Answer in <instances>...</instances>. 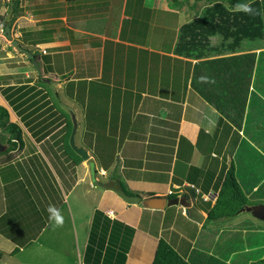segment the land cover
I'll return each instance as SVG.
<instances>
[{"label":"crops","instance_id":"1","mask_svg":"<svg viewBox=\"0 0 264 264\" xmlns=\"http://www.w3.org/2000/svg\"><path fill=\"white\" fill-rule=\"evenodd\" d=\"M10 1L0 0V105L8 110L9 122L20 126L24 141L10 151L9 154H14L9 162L0 165V227L6 231H0V238L5 243L4 248L8 249H0L2 256L18 249L16 239H30L20 248L32 244L46 246L44 241L49 242L55 233L50 230H54L57 222L60 226L62 221V235L67 231L70 237L75 236L77 246L76 222L80 218L75 219V214L79 198L75 199L74 193H81L80 188L86 179L88 188L86 186L84 192L91 195V204L83 220L86 240L79 264H82L90 224L97 208L135 228L125 264H152L163 231L169 236L170 232L178 233L180 236L174 238L175 246L185 249L186 242L191 248L204 229L233 228L245 220L264 230V225L256 222L260 219L252 214L250 218L232 221V225L215 223L226 219L206 221L207 210L198 206L199 198L194 197L191 186L202 190L206 185L208 192L217 196L215 185L223 179L236 155L243 133L237 123L202 99L191 87L189 79L185 82L187 64L183 62L259 52L264 50V43L252 45L251 42L255 41H246L234 52L206 58L176 53L180 27L193 19L183 20L180 16L186 0H13L9 22L12 39H9L4 32V17ZM13 39L16 45L11 43ZM18 45L28 50L33 59L17 48ZM97 50L101 72H112L106 66L111 59L110 53L115 55V65L116 54L124 57L121 58L126 70L110 76L109 82L103 81L115 91L119 88L121 95L114 99L115 102L110 101L112 110L87 111L88 115L90 113L86 115L90 133H84L85 123L78 132V120L84 116L74 111L77 123L74 137L78 134L81 140L76 144L89 151V158L94 160L98 171L96 179L106 181L112 177L125 189L151 194L143 198H169L170 189L184 185L185 193L178 199L185 201L189 197L203 214L201 221L188 217L180 205L146 208L142 203L124 201L111 190L98 185L94 188L89 166L86 167L88 161L74 163L69 153L59 146L60 133L64 131L67 118L60 117L62 122L37 142L26 126L34 125L30 122L31 116L21 121L4 95L7 92L11 96V89L18 86L35 84L29 78L42 75L41 71L46 75V69L57 76L76 71L78 65L81 67L76 55L94 56ZM167 55L171 58L163 57ZM85 63L88 64H83L85 67H94L90 62ZM108 112H112L111 116ZM103 116L106 120L96 122ZM51 118L53 116L42 125L49 124ZM254 129L257 130V141L263 146L264 139H259L261 127ZM85 134L88 141L82 144ZM28 139L32 144H28ZM44 143L45 146H40ZM111 145L116 149L107 158L98 153L91 156L90 150L99 152V146ZM86 171L88 175L85 177ZM29 197L31 203L26 217L14 213V207L18 208ZM66 216H69L68 222L64 220ZM253 236L257 237L256 234ZM253 248L251 250L256 252V246ZM234 252L225 262L237 256ZM261 256L264 257V252Z\"/></svg>","mask_w":264,"mask_h":264},{"label":"trees","instance_id":"2","mask_svg":"<svg viewBox=\"0 0 264 264\" xmlns=\"http://www.w3.org/2000/svg\"><path fill=\"white\" fill-rule=\"evenodd\" d=\"M203 1L210 4L212 9L203 10L200 15L181 25L175 46L176 53L187 57L206 58L234 52L246 41L264 39V8L260 0ZM220 13H227L230 16L225 18ZM217 36L218 40L214 41L213 38ZM174 59L182 62L178 58ZM183 62L187 64L185 82L189 79L191 87L202 99L242 128L243 136L237 153L225 171L223 179L215 185L217 196L207 210L206 217V221L230 219L236 217L248 201L264 202V145L261 146L257 141V130L254 129L261 127L259 139H264V50L194 63L187 60ZM167 72L168 69L164 74L167 75ZM110 76V71H103L101 79L106 83L109 82ZM37 77L39 84H46L40 75ZM37 85L24 84L11 89V96L7 92L4 95L8 97L10 105L23 121L26 116H31L30 122H34L33 126L36 129L28 126L26 122L25 124L29 127L31 136L38 142L61 123L60 117L66 118L67 113L57 101L51 99L54 96L48 97L49 92L44 89L45 87L44 91ZM45 106H51L56 112H49ZM43 109L45 110L42 111ZM57 111L59 116H56ZM52 116L49 124L43 126V121ZM65 123L64 131H59L61 132L59 146H62L64 152L70 150L78 159L77 163L81 161V157L69 145L72 123L68 120H65ZM0 127L10 133L6 140V148L0 152V155L5 154V157H0V165H3L11 159L9 153L13 147L22 144L24 140L21 136L22 129L17 123L9 122L8 110L2 105ZM28 144H32L29 139ZM202 187L204 192L208 191L206 185ZM191 189L195 195V188ZM125 190L128 194L151 195ZM175 197L176 194L169 195V198ZM30 200L29 197L21 206L14 207V213L18 212L22 217H26ZM37 228L40 229L39 226ZM0 231L6 233L1 227ZM134 231V227L109 217L98 208L95 209L82 254V263L125 264ZM254 234L257 237H254ZM178 236H180L178 233L170 232L169 236L168 232H162L152 264H264V257L261 256L264 252V230L261 226L252 225L245 220L240 222V226L233 228L200 231L191 248L187 242L185 249L180 246L177 248L174 238ZM29 240L15 241L22 247ZM255 246L256 252L253 251ZM232 251H235L237 256H233L228 263L225 262Z\"/></svg>","mask_w":264,"mask_h":264},{"label":"rangeland","instance_id":"3","mask_svg":"<svg viewBox=\"0 0 264 264\" xmlns=\"http://www.w3.org/2000/svg\"><path fill=\"white\" fill-rule=\"evenodd\" d=\"M260 4L264 8V0H260ZM211 7L212 6H210V4H208L207 2L203 0H200V1L199 0L198 1L186 0V5H184L183 9L180 10L181 12L180 16L183 20H189L190 18H194L196 15H200L202 11L205 9L211 10L212 9ZM220 15H222L225 18L230 16L227 13H224V14L220 13ZM213 40L217 41L218 36L214 37ZM261 43H264V39L251 42L252 45L253 44L257 45ZM81 52H85V51L82 50ZM76 57L78 61H80L81 63V67L78 65L76 71L67 72L65 73V75H61V76H57L55 74L48 73V72L45 73L46 75H43L41 71L40 74L42 75L40 76H42L43 82H46V84L43 83L44 85L39 84L37 76H33L32 78H29V80L33 79V82H36L38 84L37 86L39 87V89L41 90L45 89L46 91H48L49 92L48 97L54 96L53 98L51 97V99L58 102L59 106H61L64 109V111L67 113L66 118L68 122L72 123L71 131L74 125L72 118L75 114L74 111L77 110L78 112L81 113V115L84 116V119L80 117L78 120L79 121L78 132H81L84 126V123H85L86 131H84V133H90L91 130L87 126L88 120L86 119L87 116L90 115V113L88 115L87 111L89 110V111L98 112L99 110H102V109L112 110L110 101L112 100L113 102L114 99L117 97L119 98L121 94L119 92L120 90L119 88H117L115 91L113 90L112 87L104 85L105 83H103L101 79L103 70L101 72V63H100V60L98 59L100 55H99L98 50L96 51V55L94 56L91 54L89 55L83 54V55H76ZM113 57H115V55L113 53H110L111 59L107 62L106 66H108L110 70L112 71L110 72L111 76L112 75L117 76L121 72L125 71L126 67H125V64L123 63V59L121 58L123 56L116 54V65L113 63ZM85 62H90L91 64H93L94 65V67L92 66L93 69L89 67H85V65H83V64H87ZM72 78H75V79H72ZM42 95L43 93L40 94V96ZM40 96H37V98L41 99ZM45 108H47L49 112H56L54 109L51 108V106H48V107L45 106ZM44 110L45 109H43L42 111ZM111 114L112 112H108V115L111 116ZM56 116H59V113H57ZM102 119L106 120V118L103 116L97 119L96 122L99 123ZM20 120L22 121V118H20ZM96 122H95V125H96ZM88 123H90V121ZM30 127L32 128L34 126H30ZM28 131H30L29 127H28ZM9 136H10V133L7 131H3V129L0 127V142L2 144L7 145L6 140L9 138ZM79 141L81 140L79 138V135L77 134L76 137H74V142L76 144V143H79ZM87 141H88V135L85 134L82 136V144ZM69 145H70V142H69ZM40 146H45V143ZM115 147L116 146L111 145V146H104V148H101V146H99V149H98L99 152H96L95 149H93V150H90V153L92 154L91 156H95V154L98 153L100 155H103L104 158H107L108 154L112 150L116 149ZM67 152L69 153L70 157L73 158L72 161L75 163L76 160L78 159H76L70 153L71 152L70 150H68ZM13 154L11 153V157L13 156ZM0 157L2 158L5 157V154L0 155ZM81 160L83 159L81 158ZM84 161L86 162L87 160H84ZM86 167L88 168V164H86ZM86 174L88 175L87 171L85 172V177H86ZM98 176L101 177L99 174ZM97 185H98L97 183L93 182L94 188ZM86 186L88 188L87 179L85 181V184L82 185V187L80 188L81 193H79L78 191L74 193L75 199L79 198V204H80V205L78 204V206L75 205L76 207H78V210L76 211L77 213L75 214V217H76L75 219L80 218V219H77V221L79 222H76L77 230H78L77 246L75 245L76 244L75 236L70 237L67 231H63V235H62L63 221L60 224V226L58 225L59 222H57L54 227V230L56 229L57 230L56 231H54L53 229L50 230V233L52 232H55V233L51 236V238L49 239V242L44 241V244L46 246L41 247V246H36V244H32V245H27L23 248L18 247V249H16V251L13 254H10V255L5 254L3 256L1 254L0 264H79L81 251L83 250V243L86 240V233L84 231L85 223L83 222V220L85 219V215L88 214L89 205L91 204V195H88L84 192V190L86 189ZM198 198H199L198 206L204 210H208L213 205L216 199V196H213L208 202L207 201L204 202V200L200 198V195L198 196ZM247 203H248L247 204L248 206L249 204H255L250 201H248ZM259 203L261 202H257L256 204H259ZM251 214H252L251 212L242 211L236 217L226 219L224 221L215 222V223L221 224V225L223 223H224L223 225H229V224L232 225L233 223L232 221L237 222V220L242 219V218H247V217L250 218ZM68 218L69 216H66L64 220L68 222ZM260 220H257L256 222L260 225H264V220L262 221ZM50 233L48 231L47 234H50ZM4 247H5V243L0 238V249L3 251H7L8 249Z\"/></svg>","mask_w":264,"mask_h":264},{"label":"water","instance_id":"4","mask_svg":"<svg viewBox=\"0 0 264 264\" xmlns=\"http://www.w3.org/2000/svg\"><path fill=\"white\" fill-rule=\"evenodd\" d=\"M13 12V0L10 1L8 12L6 13L4 17V32L7 38L12 39L11 33H10V18L11 14ZM11 43L13 45H16V40H11ZM17 48L21 49L24 54H27L28 58L33 59V55L28 51L23 49L21 46H17ZM36 66L38 65L36 62L34 63ZM37 68V67H36ZM73 120V129L69 135V142L73 150L83 159L88 161L89 166V173L90 178L92 182L96 181L95 177V162L93 159L89 158V154L86 151L85 148L79 147L74 142V136L76 132V119L75 116L72 118ZM6 148V145L2 144L0 142V152L3 151ZM99 186H101L104 189H108L113 191L116 195H118L120 198H122L124 201L133 203V204H139L142 203V205L146 208H164L165 206H171V205H180L183 207L185 214L196 220L201 221L203 219V214L198 210L197 207L192 205L191 199L189 197H186L185 201H182L178 198H168L166 196H148V197H142L138 194H128L126 190L124 189L123 185L120 183L119 180L114 179L112 181L98 183ZM243 209H246L252 213V215L258 219H264V204H255L253 206H246L243 207Z\"/></svg>","mask_w":264,"mask_h":264},{"label":"clouds","instance_id":"5","mask_svg":"<svg viewBox=\"0 0 264 264\" xmlns=\"http://www.w3.org/2000/svg\"><path fill=\"white\" fill-rule=\"evenodd\" d=\"M176 186H181V187H185L184 185L182 186V185H175L174 186V188H172L171 190H174V191H177V187ZM191 187H193V188H195V198H197L199 195H200V198L202 199V197H201V195L203 194V193H207V192H204L203 190H201V189H199V188H196L194 185H192ZM198 190V191H197ZM185 193V188L183 189V192L182 193H179V194H177V193H171V194H176V196L177 197H175V198H178V197H180L181 195H183ZM168 194V193H167ZM216 196V195H215ZM204 200V199H203ZM204 202H205V200H204ZM208 202V201H207ZM193 205V204H192ZM182 208V210H183V212L185 213V211H184V209H183V207H181Z\"/></svg>","mask_w":264,"mask_h":264},{"label":"built area","instance_id":"6","mask_svg":"<svg viewBox=\"0 0 264 264\" xmlns=\"http://www.w3.org/2000/svg\"><path fill=\"white\" fill-rule=\"evenodd\" d=\"M177 187V191H174V190H169L168 191V194H171V193H182L183 192V189L181 186H176ZM198 191V190H197ZM202 199H204L205 201H210V199L213 197L212 194L210 192H207V193H203L201 195Z\"/></svg>","mask_w":264,"mask_h":264},{"label":"flooded vegetation","instance_id":"7","mask_svg":"<svg viewBox=\"0 0 264 264\" xmlns=\"http://www.w3.org/2000/svg\"><path fill=\"white\" fill-rule=\"evenodd\" d=\"M98 171H97V169H96V172L95 173H97ZM115 178H112V177H109V179H107L106 181H102V180H96L95 182H97V184L98 183H103V182H108V181H112V180H114ZM121 183V182H120ZM124 187V186H123ZM125 189V188H124Z\"/></svg>","mask_w":264,"mask_h":264}]
</instances>
